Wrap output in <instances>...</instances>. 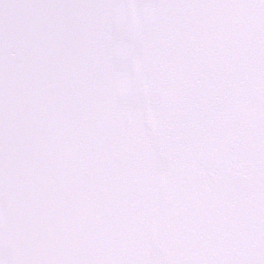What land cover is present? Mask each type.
<instances>
[{"label":"snow or ice","instance_id":"obj_1","mask_svg":"<svg viewBox=\"0 0 264 264\" xmlns=\"http://www.w3.org/2000/svg\"><path fill=\"white\" fill-rule=\"evenodd\" d=\"M0 264H264V0H0Z\"/></svg>","mask_w":264,"mask_h":264}]
</instances>
